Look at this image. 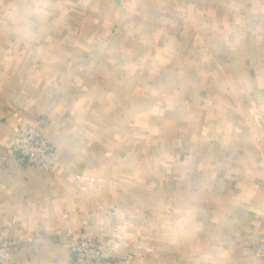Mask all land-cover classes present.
Instances as JSON below:
<instances>
[{
  "label": "crops",
  "instance_id": "obj_1",
  "mask_svg": "<svg viewBox=\"0 0 264 264\" xmlns=\"http://www.w3.org/2000/svg\"><path fill=\"white\" fill-rule=\"evenodd\" d=\"M68 233L115 264H264V0H0V264H72Z\"/></svg>",
  "mask_w": 264,
  "mask_h": 264
},
{
  "label": "built area",
  "instance_id": "obj_2",
  "mask_svg": "<svg viewBox=\"0 0 264 264\" xmlns=\"http://www.w3.org/2000/svg\"><path fill=\"white\" fill-rule=\"evenodd\" d=\"M46 121L38 122L19 129L7 153L23 167L41 166L50 153V144L44 136ZM66 244L72 255V264H115L116 261L127 262V255H120L115 260L106 255L105 249L98 241L81 238L72 233L67 234ZM256 258L264 261V236L252 245Z\"/></svg>",
  "mask_w": 264,
  "mask_h": 264
}]
</instances>
